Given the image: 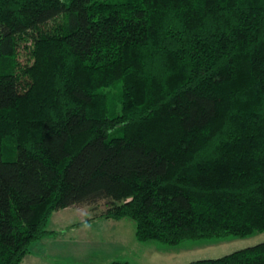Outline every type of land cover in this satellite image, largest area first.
<instances>
[{
  "label": "trees",
  "instance_id": "16d2710c",
  "mask_svg": "<svg viewBox=\"0 0 264 264\" xmlns=\"http://www.w3.org/2000/svg\"><path fill=\"white\" fill-rule=\"evenodd\" d=\"M101 202L140 242L264 231V0H0V264Z\"/></svg>",
  "mask_w": 264,
  "mask_h": 264
},
{
  "label": "rangeland",
  "instance_id": "374dc122",
  "mask_svg": "<svg viewBox=\"0 0 264 264\" xmlns=\"http://www.w3.org/2000/svg\"><path fill=\"white\" fill-rule=\"evenodd\" d=\"M104 209L101 202L96 208L83 206L54 211L48 228L55 233L36 242L23 264H106L117 259L130 264H189L264 242V231L248 237L201 239L179 246L155 240L140 242L135 220L100 217Z\"/></svg>",
  "mask_w": 264,
  "mask_h": 264
},
{
  "label": "crops",
  "instance_id": "0c3cea01",
  "mask_svg": "<svg viewBox=\"0 0 264 264\" xmlns=\"http://www.w3.org/2000/svg\"><path fill=\"white\" fill-rule=\"evenodd\" d=\"M42 240H44V239H42ZM42 240H41V241H42ZM30 254H31V252H30Z\"/></svg>",
  "mask_w": 264,
  "mask_h": 264
}]
</instances>
